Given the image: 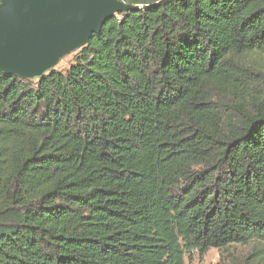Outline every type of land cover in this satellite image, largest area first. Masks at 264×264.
I'll use <instances>...</instances> for the list:
<instances>
[{
  "label": "trees",
  "instance_id": "1",
  "mask_svg": "<svg viewBox=\"0 0 264 264\" xmlns=\"http://www.w3.org/2000/svg\"><path fill=\"white\" fill-rule=\"evenodd\" d=\"M120 1L66 70L0 73V264L264 246V0Z\"/></svg>",
  "mask_w": 264,
  "mask_h": 264
},
{
  "label": "water",
  "instance_id": "2",
  "mask_svg": "<svg viewBox=\"0 0 264 264\" xmlns=\"http://www.w3.org/2000/svg\"><path fill=\"white\" fill-rule=\"evenodd\" d=\"M137 10L120 0H0V73L40 78L114 15Z\"/></svg>",
  "mask_w": 264,
  "mask_h": 264
},
{
  "label": "rangeland",
  "instance_id": "3",
  "mask_svg": "<svg viewBox=\"0 0 264 264\" xmlns=\"http://www.w3.org/2000/svg\"><path fill=\"white\" fill-rule=\"evenodd\" d=\"M76 52L63 57L55 66V70H66L73 62ZM251 63L264 70V55L253 54ZM256 254L253 261L251 256ZM248 262V263H247ZM185 264H264V246L250 242L246 245H231L227 248L216 250L209 249L206 254H194L191 259H186Z\"/></svg>",
  "mask_w": 264,
  "mask_h": 264
}]
</instances>
